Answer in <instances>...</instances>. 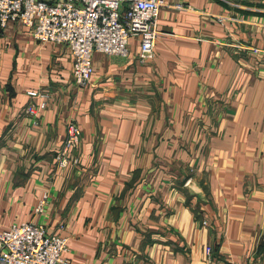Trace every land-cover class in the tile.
Segmentation results:
<instances>
[{
  "label": "crops",
  "instance_id": "0c3cea01",
  "mask_svg": "<svg viewBox=\"0 0 264 264\" xmlns=\"http://www.w3.org/2000/svg\"><path fill=\"white\" fill-rule=\"evenodd\" d=\"M165 2L154 56L95 52L83 87L67 46L0 27V231L43 224L72 264H264V0Z\"/></svg>",
  "mask_w": 264,
  "mask_h": 264
},
{
  "label": "built area",
  "instance_id": "2783aa9c",
  "mask_svg": "<svg viewBox=\"0 0 264 264\" xmlns=\"http://www.w3.org/2000/svg\"><path fill=\"white\" fill-rule=\"evenodd\" d=\"M164 6L165 0H0V27L19 22L36 41L67 46L73 59L74 83L83 87L93 74L95 52L126 56L134 37L139 43L138 58L151 59L159 35L157 18ZM174 7L180 9L182 5ZM27 93L40 98L36 105L25 108L28 115L36 117L46 108L49 95L43 91ZM65 130L63 144L55 154L56 169L78 163L72 150L78 146L81 131L71 117ZM46 199L45 194L38 201L35 214L43 211ZM211 251L206 247L207 258ZM67 252V238L49 234L43 224L25 221L0 231V264H72Z\"/></svg>",
  "mask_w": 264,
  "mask_h": 264
},
{
  "label": "water",
  "instance_id": "95a60500",
  "mask_svg": "<svg viewBox=\"0 0 264 264\" xmlns=\"http://www.w3.org/2000/svg\"><path fill=\"white\" fill-rule=\"evenodd\" d=\"M187 186H188V188H190L194 193L201 194V190L199 189L198 185H197L194 181H192V180L188 181Z\"/></svg>",
  "mask_w": 264,
  "mask_h": 264
}]
</instances>
